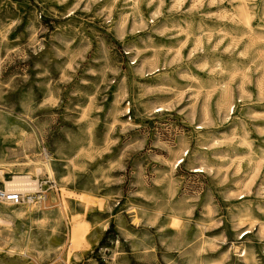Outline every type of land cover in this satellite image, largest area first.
<instances>
[{
    "label": "rangeland",
    "instance_id": "obj_1",
    "mask_svg": "<svg viewBox=\"0 0 264 264\" xmlns=\"http://www.w3.org/2000/svg\"><path fill=\"white\" fill-rule=\"evenodd\" d=\"M0 170V264H264V0H0Z\"/></svg>",
    "mask_w": 264,
    "mask_h": 264
},
{
    "label": "bare ground",
    "instance_id": "obj_2",
    "mask_svg": "<svg viewBox=\"0 0 264 264\" xmlns=\"http://www.w3.org/2000/svg\"><path fill=\"white\" fill-rule=\"evenodd\" d=\"M161 110L162 109H159V111ZM180 161L183 162L184 160ZM46 169L49 171V173L51 172L48 165L46 166ZM35 172L39 175L41 170L36 168ZM0 175L3 176L2 170H0ZM2 181L4 182L6 190L19 189L22 191H35L38 189L37 182L31 179L28 175L14 174L11 180L5 181L2 178ZM77 198L87 208L93 207L95 204H97L98 209H101L102 203L100 201H93L92 199L84 198L81 195ZM89 231L90 229L87 223L73 221L72 230L69 237L70 249L67 252V258H69L71 255H76L89 249ZM247 233H249V231H247L246 234Z\"/></svg>",
    "mask_w": 264,
    "mask_h": 264
},
{
    "label": "built area",
    "instance_id": "obj_3",
    "mask_svg": "<svg viewBox=\"0 0 264 264\" xmlns=\"http://www.w3.org/2000/svg\"><path fill=\"white\" fill-rule=\"evenodd\" d=\"M37 185L38 189L35 191H22L19 189L6 190L3 183L0 185V204H8L11 206L35 204L41 202L47 197V191L57 190L56 183L52 179L38 182Z\"/></svg>",
    "mask_w": 264,
    "mask_h": 264
}]
</instances>
